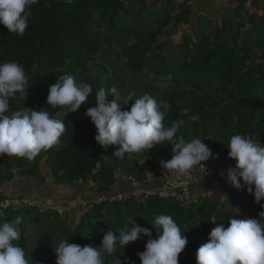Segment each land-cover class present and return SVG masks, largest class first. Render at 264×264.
<instances>
[{
  "label": "trees",
  "instance_id": "16d2710c",
  "mask_svg": "<svg viewBox=\"0 0 264 264\" xmlns=\"http://www.w3.org/2000/svg\"><path fill=\"white\" fill-rule=\"evenodd\" d=\"M246 2L239 1L238 8L219 24L206 22L197 34L185 37L179 45L173 38L184 18L194 12L167 6L169 2L152 8L147 0H39L30 9L23 35L9 33L0 24V63L15 61L22 65L26 90L29 88L26 98L17 94L10 99V112L24 107L46 110L66 126L60 142L32 161L0 156L2 195V187L17 175L39 180L44 178L43 170L52 172L57 185L93 184L94 199L88 198L91 204L85 208L74 206L78 194L85 190L82 188L73 194L71 210L66 214L26 208L0 217V222L23 218L16 243L24 249L29 264H56L54 249L64 240L99 247L109 229L118 234L126 226L130 228L129 218L148 229L155 239L154 221L162 214L171 216L187 238L179 264H197L196 253L209 242L215 227H227L230 218H260L264 222L260 217L264 200L257 204L246 187L236 190L226 182L227 169L235 167L226 147L233 135L264 146V19H246L240 13ZM202 5L212 6H198ZM196 12L201 13L199 9ZM247 24L251 27L244 33ZM129 73L169 82L172 87L159 89L151 82L138 89L127 80ZM64 74L93 89L88 101L68 115L66 109L53 108L46 102L50 86ZM112 87L117 88L122 110H130L135 99L149 94L165 113V127L183 121L177 136H183L186 142L204 140L211 149L216 158H210L204 167L222 176L207 178L208 188L199 191L197 202L187 208L159 196L97 202L96 196L112 192L118 173L134 172L138 179L143 178L145 168L139 169L140 158L148 160L149 172L153 173L152 167L158 170L161 161L172 156L171 145H156L148 153H126L118 158L113 156L117 146L105 149L95 141L97 130L85 113L95 106L99 89L108 91ZM130 93L135 94L133 100L125 105L123 99ZM107 99L111 102L114 97ZM156 175V186H160L162 177L158 171ZM151 186L148 183V188ZM30 226L37 234L33 247L29 245ZM147 239L142 236L124 249L118 247L112 256L105 255V264H141L137 254L145 250Z\"/></svg>",
  "mask_w": 264,
  "mask_h": 264
},
{
  "label": "clouds",
  "instance_id": "9594fccd",
  "mask_svg": "<svg viewBox=\"0 0 264 264\" xmlns=\"http://www.w3.org/2000/svg\"><path fill=\"white\" fill-rule=\"evenodd\" d=\"M38 2L0 0V24L9 33L23 35L30 9ZM26 85L22 65L15 61L0 63V156L32 161L60 142L66 126L46 110L24 107L10 112V99H15L17 94L27 97ZM92 92L90 84L77 82L73 75L64 74L50 86L46 102L53 108L66 109L68 115L77 112ZM134 95L130 93L123 103L127 105ZM109 96L114 97L111 102L107 99ZM120 101L116 87L108 91L101 88L95 93V106L85 113L97 130L95 141L105 149L117 146L113 156L123 158L126 153H148L156 145H171V159L161 161V167L178 176L192 175L197 166L207 165L210 158H216L204 140L186 142L183 136H177L183 121L165 127V113L149 94L135 99L130 110H122ZM226 147L229 158L235 161V167L226 171V182L236 190L246 187L259 204L264 200V146L236 134ZM3 215L0 211V217ZM260 217H264V211ZM22 219L18 216L0 222V264H29L24 249L16 243L21 237ZM129 224L130 228L126 226L118 234L109 229L99 247L61 241L54 249L56 264H105V255L112 256L118 247L124 249L142 236L148 239L145 250L137 254L141 264H179L178 257L188 241L171 216L162 214L155 218V239L148 229L135 224L134 218H129ZM227 225L217 226L210 232L209 242L196 253L197 264H264V222L260 218H230Z\"/></svg>",
  "mask_w": 264,
  "mask_h": 264
},
{
  "label": "rangeland",
  "instance_id": "374dc122",
  "mask_svg": "<svg viewBox=\"0 0 264 264\" xmlns=\"http://www.w3.org/2000/svg\"><path fill=\"white\" fill-rule=\"evenodd\" d=\"M147 1L152 8H159V7L165 6L166 3L169 2L167 6H179V7H186V8L192 9L194 14L191 16H186L184 18L183 20L184 24L177 30L176 35L173 38L174 43L176 45H179L181 42H183L185 37L192 35V34H197L199 30L205 25L206 22H211L213 24L214 23L219 24L220 23L219 21L225 18L228 13L234 12L238 8L239 6L238 2L241 0H237L236 2H231V3H230V0H147ZM252 1H254V4H251ZM204 3H210L212 6L210 5H202V7L198 6L199 4H204ZM125 5L127 6L129 4L125 2ZM198 9L199 11H201V13L196 12L195 14V11ZM244 10H242L240 13L244 15V17L248 19L249 21H256V22L261 21L262 19H264V0H247V2L245 3ZM173 14H176V13H173ZM205 17L207 18L205 19ZM250 27H251L250 24H247L246 28H244V33L249 32ZM152 30H155V29H152ZM127 80H129V82H131L138 89L146 87L147 83L151 84V82H153L154 87L159 88V89H169L170 87H172V84H170L169 82H163V81L159 82V81H154L153 79L148 80L140 76L132 75V73L128 74ZM138 92L139 91H137L136 93ZM207 139H209V137ZM139 166H140L139 169L142 170L143 168L148 169V166L150 165L148 164V160L140 158ZM139 169L136 168V170H139ZM151 170L152 172H154L156 168L152 167ZM120 173H118L117 175H119ZM123 175L126 178L128 176H131L137 181L140 180L142 184L144 185H148V183L151 182V180L148 179L147 175H146L147 177H143L142 179L141 178L138 179L134 175V172H131L130 175L124 172ZM198 177L199 176H197V180H195L194 185L196 182L199 181ZM152 180L155 181V178H152ZM153 183H156V182H153ZM82 185L83 183L80 184V186ZM212 194L213 193H210L209 196L212 197ZM106 200L110 201L109 199H103V201H97V202L101 203ZM195 200L196 202L198 201L196 198ZM33 220L35 219H33L32 217L31 218L32 223H33ZM28 230H29V237H31L29 239V245L33 247L37 234L34 233L35 231L32 226H30ZM38 230H41V229H38Z\"/></svg>",
  "mask_w": 264,
  "mask_h": 264
},
{
  "label": "crops",
  "instance_id": "0c3cea01",
  "mask_svg": "<svg viewBox=\"0 0 264 264\" xmlns=\"http://www.w3.org/2000/svg\"><path fill=\"white\" fill-rule=\"evenodd\" d=\"M144 172L145 175H143V177L148 176V179L151 180L150 184L152 185L150 188H148L147 185L144 190H156L157 188H159L160 186H156L157 183H153L159 182L156 175L157 171L150 173L149 169H144ZM42 174L44 175V178H41L39 180L35 178H23L17 175L13 182L8 183L6 186L2 187V189L5 195L8 197H26L33 201L43 203L46 207L41 209L42 211H58L60 214L70 212L71 206L69 207V204L71 203L73 194H76L77 191L81 190L82 188H84L85 190L81 193L79 192L80 194H84L87 199H94V194L92 193L93 184H88V186L65 184L57 185L51 171L43 170ZM221 176L222 175L216 174L213 168L208 169L206 174L198 177L199 181L196 182L193 187L194 196L197 198L200 190L201 192L206 191V189L208 188L207 180L210 177L218 179L221 178ZM117 178V183L115 184L114 189L111 193L106 195H99L96 196V198L104 199V197H107L108 195L123 194L132 191L131 185H129V183L125 180L126 177L117 175ZM152 178H155V181H153Z\"/></svg>",
  "mask_w": 264,
  "mask_h": 264
},
{
  "label": "built area",
  "instance_id": "2783aa9c",
  "mask_svg": "<svg viewBox=\"0 0 264 264\" xmlns=\"http://www.w3.org/2000/svg\"><path fill=\"white\" fill-rule=\"evenodd\" d=\"M207 171L208 168L201 166L200 169L197 170V172H193L192 175L178 176L169 170H164L160 167L158 172L162 177V183L156 190H144L145 188L142 187V182L140 180H138V182L133 177L128 176L125 178V180L133 188L132 191L129 193L112 195L109 198L106 197L105 199H109L110 201H119L134 197L137 200H140L143 196H159L161 198L171 199L172 201L176 202L180 208H187L196 202L193 187L195 180H197V176L206 174ZM98 201H103V199ZM90 204L91 202L84 194H79L74 206L78 205L85 208ZM45 207L46 206L43 203L33 201L26 197H8L2 195L0 185V211L3 213H7L9 211H18L26 208L40 210Z\"/></svg>",
  "mask_w": 264,
  "mask_h": 264
}]
</instances>
